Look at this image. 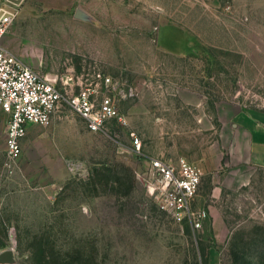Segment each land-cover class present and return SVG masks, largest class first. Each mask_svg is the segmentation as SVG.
<instances>
[{"label":"rangeland","instance_id":"obj_1","mask_svg":"<svg viewBox=\"0 0 264 264\" xmlns=\"http://www.w3.org/2000/svg\"><path fill=\"white\" fill-rule=\"evenodd\" d=\"M0 6L17 11L6 47L41 74L70 80L72 92L98 73L133 90L117 103L126 123L92 132L65 109L29 127L16 168L0 175V252L13 248L14 264H264V167L232 164L217 118L224 102L264 113V0ZM182 89L202 104L183 102ZM152 157L202 169L199 227L161 207Z\"/></svg>","mask_w":264,"mask_h":264},{"label":"built area","instance_id":"obj_2","mask_svg":"<svg viewBox=\"0 0 264 264\" xmlns=\"http://www.w3.org/2000/svg\"><path fill=\"white\" fill-rule=\"evenodd\" d=\"M16 17L15 9L0 6V107L8 114L7 157L1 176L16 168L23 152L22 140L31 125L48 126L65 109H70L85 120L90 131L99 132L109 121L126 123L117 103L133 96L132 88L125 89L120 82L101 73L96 75V83H87L79 92H72L70 80L43 75L26 64L4 43ZM100 87L104 94L99 97ZM132 149L137 153L142 150V142L134 133ZM73 166L79 168L77 164ZM150 166L153 193L161 207L177 220L187 219L199 227L207 216L205 211L193 209L202 169L185 157L177 160L152 157Z\"/></svg>","mask_w":264,"mask_h":264},{"label":"crops","instance_id":"obj_3","mask_svg":"<svg viewBox=\"0 0 264 264\" xmlns=\"http://www.w3.org/2000/svg\"><path fill=\"white\" fill-rule=\"evenodd\" d=\"M187 44L189 41L186 40L185 45ZM167 50L177 52L170 46ZM179 95L183 102L188 104L198 106L203 102L198 93L188 89H182ZM217 118L223 125V132L228 140L227 146H229L232 164L235 166L253 164L264 167V113L250 109L244 110L238 103L224 102L217 107ZM203 120L209 124L207 129L214 128V124L208 117L201 119ZM7 121L8 114L0 107V169L3 168L7 157Z\"/></svg>","mask_w":264,"mask_h":264},{"label":"water","instance_id":"obj_4","mask_svg":"<svg viewBox=\"0 0 264 264\" xmlns=\"http://www.w3.org/2000/svg\"><path fill=\"white\" fill-rule=\"evenodd\" d=\"M76 17L83 20L89 19V16L81 9L76 12ZM15 262L16 258L13 248H7L0 252V264H14Z\"/></svg>","mask_w":264,"mask_h":264},{"label":"trees","instance_id":"obj_5","mask_svg":"<svg viewBox=\"0 0 264 264\" xmlns=\"http://www.w3.org/2000/svg\"><path fill=\"white\" fill-rule=\"evenodd\" d=\"M238 257V255H235V258H237ZM240 259H236L235 260V262H238Z\"/></svg>","mask_w":264,"mask_h":264}]
</instances>
